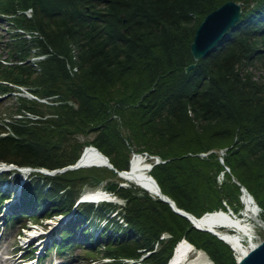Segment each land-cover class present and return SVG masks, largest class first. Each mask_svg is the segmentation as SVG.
<instances>
[{
  "label": "trees",
  "instance_id": "16d2710c",
  "mask_svg": "<svg viewBox=\"0 0 264 264\" xmlns=\"http://www.w3.org/2000/svg\"><path fill=\"white\" fill-rule=\"evenodd\" d=\"M227 1L241 3L239 21L195 61L190 44L198 25ZM0 20L42 37L14 33L4 38L2 48L11 63L0 62V80L5 81L0 90L24 86L38 98L58 95L62 101L46 105L19 97L18 113L40 118L7 123L11 133L0 137V163L52 171L74 164L84 146L91 145L122 171L131 152H144L162 160L149 174L178 208L200 217L224 209L223 201L236 211L239 186L233 177L264 219V82L254 75L256 67L264 71V0H0ZM33 47L52 52L36 68L25 61ZM67 62L78 66L73 76ZM190 64L194 67L185 72ZM46 114L51 117L43 118ZM87 134L92 138L78 139ZM219 149L224 150L223 163L214 152ZM220 172L224 179L217 183ZM10 174L19 178L15 169L0 174V210L10 198L8 188L1 189ZM114 176L105 167L53 175L33 171L18 202L6 212V223L24 215L29 221L46 219L72 207L71 220L52 240L60 255L70 244L90 253L103 237L98 249L112 263L102 264L124 259L167 264L175 243L185 238L215 264H236L216 236L194 228L141 188L116 184ZM100 183L124 200L118 213L125 228L120 232L121 224L109 217L115 233L101 231L95 240L86 229L77 234L74 224L90 225L116 206L76 200L85 186ZM163 232L169 238L160 239Z\"/></svg>",
  "mask_w": 264,
  "mask_h": 264
},
{
  "label": "rangeland",
  "instance_id": "374dc122",
  "mask_svg": "<svg viewBox=\"0 0 264 264\" xmlns=\"http://www.w3.org/2000/svg\"><path fill=\"white\" fill-rule=\"evenodd\" d=\"M31 11L32 10L30 8H27L25 11V14L29 17L31 14ZM14 33H19L28 39H34L37 37L40 39L42 38L41 35L39 34V32H37L36 30H27V29L23 30L20 28H15L12 25L7 24L5 21L0 20V62L2 63V65H8L11 63L9 60L8 52L2 48L3 47L2 45L4 44L3 40H5L6 38H9L10 34H14ZM38 51L39 50L37 48H34V47L31 48L29 50V56L25 60V61H27V63L29 62L35 68H36V64L39 60L46 59L49 56V54L52 53L51 49L49 51L50 53H47V52L39 53ZM74 59H75V61L77 60L76 57H74ZM77 67H78L77 64L74 65V64H70L68 62L66 63V68H67V70L71 76H73L78 71ZM254 75H255V78L257 80H262L264 82V80L261 78V77H264V71L262 69H260L259 67H256L254 69ZM0 82L4 83L5 81L0 80ZM11 87L15 88L17 91H11V92L5 93L4 91L0 90V137H4V136L8 135V133H11V130L8 127L7 123L11 122L12 119L13 120H17V119L22 120L25 117L27 119L34 120V119L40 118V116L35 115L33 113H30V112H27V111L18 113L17 107L19 105V97H24L27 99H34V100L40 101L46 105H58V104L62 103V101L59 99L58 95L38 98V97L32 95L27 90V88L24 86L11 85ZM67 102L69 104H71L73 107H77V102L75 100L70 99V100H67ZM190 115H192V114L190 113ZM46 117L49 118L51 116L46 114V115H44L43 118H46ZM91 138H92L91 134H87L86 136H80V137L78 136V139L82 142H85L86 140H89ZM214 152L218 155V160L220 161V163H223L222 155L224 154V150L219 149V150H214ZM132 154H139V155L143 156L145 158V160H147L149 165H151L149 170L151 169V167L154 164H157L159 162V161L157 162L155 160V157H158V156L150 157L149 155H147L144 152L143 153L131 152L129 157ZM206 154L207 153H200V156H205ZM6 165L10 167L14 164L0 163L1 168L2 167L4 168ZM72 165H67L63 168L55 169V171H56V170H62L65 168L61 172H54V173L48 174V175H53L55 173H63L67 170H78L79 168L85 169V168H91V167H105V166H80L77 168H67V167L72 166ZM14 166H16V165H14ZM21 168H27V166L21 167ZM105 168H107V167H105ZM107 169H109V168H107ZM9 170H11V169H9ZM109 170H111V169H109ZM52 171H54V170H52ZM111 171H113V170H111ZM224 171H226L227 173L230 172L227 167H224ZM4 172H6V171L0 172V174H2V173L4 174ZM30 172L32 173L33 171L30 170ZM49 172H51V171H49ZM113 172L115 173L113 180H115L116 184H118L120 186H124V187H130L132 185L139 187L142 190H144L150 197L157 198L153 193L149 192L145 188L140 187L138 184H135L134 182L128 181L125 178L118 176L115 171H113ZM41 173H43V172H41ZM19 177L20 178L15 179V178H12V175L10 174L8 176L9 180H4L2 185H1L2 190H5L8 188V190H9L8 194H9L10 198H9V200H7L3 203L2 209L0 210L1 211L0 212V264H23L24 261H26V260H27L26 263L30 262V264H102L104 262L112 263V260L109 258H105V256H103L101 251H99V249H98V247H99L98 244H100L102 242V240H104L103 237L102 238L100 237V239L97 240V242H96L97 247H95L94 248L95 250H93L90 253H89L90 249L83 248V246L80 247L79 245H76V244H70V245H68L70 247L66 249L64 254L60 255L59 252L53 247V245H51L53 238H55V236H57L58 231L61 229V227L67 221L71 220L74 212L76 211L75 208L73 209L71 207L67 212L57 211V212L53 213L52 216H50L49 218H46V219L40 218L37 221L36 220L29 221L27 219V217L24 215V217L19 219L17 222L15 221L14 224L6 223V219H7V217L5 215L6 212H9L10 208L15 203H17L19 200L21 186H22L21 181H23L24 178L26 180V178H28L29 176H27L25 174L22 176L19 172ZM223 179H224L223 173L222 172L218 173V175L216 176L217 183H221L223 181ZM231 180L239 186V195H238L239 206H237V210L235 212V213H237V211H239L243 207V202H242L243 201L242 200L243 192L241 190V188L243 186L240 185L233 177ZM243 188H245V187H243ZM96 190H99V191L101 190V192L104 193L107 198L105 200L103 199L101 202L92 201V202H95V203H93L95 206L101 205L102 203L106 202V203L113 204L114 206H116V208H114L112 211L107 212L106 216L104 218L94 219L92 221V224H90V225L83 224V225L79 226L80 222L74 224V229L76 230L77 234H79L81 232V230L86 229L88 235L91 234L92 235L91 238L95 239V240L98 238L101 231H105V232L106 231L107 232L113 231L114 232V227L112 226L111 223H108L109 217L113 218V220H115L121 224V226L123 228L119 229L120 232L125 228V222L123 221V219L120 217V215L118 213L120 211L119 207L123 205L124 200L122 198H120L119 196H117L116 194L112 193V191H109L108 189H106L105 183H100V184L96 185L95 187L85 186L83 188V192L96 191ZM245 190H246V188H245ZM18 192H19V194H18ZM247 193L251 196V194L248 191H247ZM82 195H83V193H82ZM82 197H84V196H82ZM251 199L254 200V198L252 196H251ZM76 202L83 203L84 201L77 199ZM222 204L224 206L225 211L230 210L232 212V209L225 202L222 201ZM221 210H223V209L221 208ZM258 210H259V213L257 214V217L261 221H264V219H262V217H261L262 210L259 208V206H258ZM49 213L51 214V211ZM206 213H208V212H205L203 214H206ZM235 213H233V214H235ZM196 218H199V217H196ZM250 223L254 228L255 236H254L253 240H251V241L244 239L243 245L246 248H249L250 246L258 243L259 241L264 240V230L261 229L260 227H258L255 224V221L251 220ZM119 231H117V233ZM202 231H204V230H202ZM207 232L211 233L210 231H207ZM77 236L78 235H76V238H79ZM37 237L41 238L42 241H40ZM167 238H169L168 233L163 232L160 234V239H167ZM77 241H79V239H77ZM222 242H224V241H222ZM224 243L231 250L232 257L235 260V263L237 264L238 252L234 248H232V246L229 245L226 241ZM83 244L88 245L85 242ZM153 245H154L153 246L154 249H156L158 247V244H156V243ZM32 250H34V251H32ZM43 250H45V252ZM198 250H200V249H198ZM201 251L207 256L208 262L206 264H215L214 261L208 256V254L205 251H203V250H201ZM148 254H149V252H146L144 256H146ZM40 255H43V256L40 257ZM194 258H195V253H191L188 257L189 261L193 260ZM169 259H168V261H169ZM122 261L123 262L119 263V264H131L133 262V260H125V259ZM142 264H146V263L142 262Z\"/></svg>",
  "mask_w": 264,
  "mask_h": 264
},
{
  "label": "bare ground",
  "instance_id": "6f19581e",
  "mask_svg": "<svg viewBox=\"0 0 264 264\" xmlns=\"http://www.w3.org/2000/svg\"><path fill=\"white\" fill-rule=\"evenodd\" d=\"M95 149L97 148L91 145L84 146L78 160L79 163L92 166H95L94 164L100 163L102 158ZM149 156L154 157L151 155ZM161 162L162 161L160 159L158 163ZM148 167L149 163L143 156L139 154H132L129 157L128 167L125 170L124 178L128 181L138 184L140 187L145 188L149 192L156 194V189L149 178L150 174ZM30 173V170H25V175L29 176ZM27 179L29 178H26V180ZM79 197H82L84 200L90 202L89 200L99 201L106 196L101 192V190H96L83 192V195L81 194ZM242 200L243 207L237 211V213H235L236 211L234 210L231 212L230 210L225 211L224 209H216L203 214L198 218V220L195 221V224L198 226L218 233L229 245H231L232 248L238 252L237 260H239L241 252H247L250 250V247H244V239L251 241L255 236V231L250 221H255V224L264 230V223L257 217L259 210L255 200L251 199L245 194L242 195ZM37 238L42 241L41 238ZM191 253H195V258L189 261L188 257ZM207 262V256L201 250H198L185 238H181L173 246L172 255L167 264H206Z\"/></svg>",
  "mask_w": 264,
  "mask_h": 264
},
{
  "label": "water",
  "instance_id": "95a60500",
  "mask_svg": "<svg viewBox=\"0 0 264 264\" xmlns=\"http://www.w3.org/2000/svg\"><path fill=\"white\" fill-rule=\"evenodd\" d=\"M242 15V8L241 3L236 1H227L224 4H222L220 7L215 9L214 11L210 12L205 16V18L200 22L198 25L193 41L190 44V53L193 56L194 60H199L205 56L220 42V40L223 38V36L226 34V32L232 28L235 23H237ZM194 67V64H190L185 68V71L188 72ZM98 154L101 156L102 160L98 164H94L95 166H105L117 173L118 176L124 178L125 171H118L116 170L111 163L109 162L108 158L103 155L101 152H99L97 149H95ZM155 160L158 162L160 159L158 157H155ZM80 166H92L87 164H81L79 161H77L72 166H69L67 168H77ZM151 165H149L148 168H150ZM3 168V167H2ZM0 167V172L7 171L9 169H15L20 172H25V170H33V171H41L45 174H52L54 172H61L62 170H54L49 172L46 169H33V168H21L17 166H5L3 169ZM150 180L152 181L155 189L156 194H154L157 198L162 200L163 202L167 203L171 209L178 215L183 216L186 218L194 228L198 230H206L210 231L212 234L217 236L220 240H225L216 232L203 228L201 226H198L195 224V221L198 220V218L194 217L193 215L179 209L176 207L174 202L164 195L158 188L157 184L155 183L154 179L149 175ZM243 194L250 197L251 196L247 193L245 188H241ZM264 223V221H262ZM237 264H264V240L259 241L255 245L250 246V250L247 252H241L239 260H237Z\"/></svg>",
  "mask_w": 264,
  "mask_h": 264
}]
</instances>
